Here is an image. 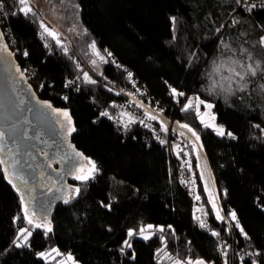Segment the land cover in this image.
Here are the masks:
<instances>
[{"label":"trees","instance_id":"obj_1","mask_svg":"<svg viewBox=\"0 0 264 264\" xmlns=\"http://www.w3.org/2000/svg\"><path fill=\"white\" fill-rule=\"evenodd\" d=\"M0 1L2 45H7L15 71L21 70L16 71L19 78L40 101L68 111L75 129L70 141L96 164L94 175L80 184L79 196L53 210L51 231L35 228L19 247L17 238L27 221L24 206L0 165V264H57L39 256L54 247L83 264L197 259L264 264V47L259 43L264 9L248 11L235 0H63L74 6H66L64 16L75 14L81 29L75 39L54 29L33 0L34 14L27 15L18 0ZM41 21L57 32L56 38L44 33ZM93 44L106 58L100 71L93 67ZM256 63V76L239 81L230 72L233 78L225 79L231 65L243 72ZM28 64L36 72L27 79ZM141 85L167 107L166 117L187 124L199 137L219 199L215 213L197 150L189 142L198 192L210 216L207 228L193 224L168 152L152 132L140 124L121 132L111 118H99L105 109L114 113L128 101L146 112L153 104ZM173 89L183 92L181 97L212 102L217 121L231 136L206 126L194 108L178 110ZM149 224L159 228L149 239L138 237Z\"/></svg>","mask_w":264,"mask_h":264},{"label":"water","instance_id":"obj_2","mask_svg":"<svg viewBox=\"0 0 264 264\" xmlns=\"http://www.w3.org/2000/svg\"><path fill=\"white\" fill-rule=\"evenodd\" d=\"M2 46V40L0 38V130L4 131L3 141H0V146L3 147L0 158L7 160L9 164L12 163L13 160L18 161L14 169L9 168L8 170L9 179L12 180V178H14L13 174L15 170L19 169L22 172L30 171V169H28L27 153L33 155L37 153L39 154L42 151V148L40 147L41 143L34 138V129L36 128V125H41L43 121L44 124L48 122L51 123L50 113L54 108L44 107L45 102L40 101L37 98V94L28 86V84L19 78L18 73L15 71V64L12 56L8 51H4ZM19 79H21V81H19ZM24 93H27V95L30 96L29 99ZM30 106H33V109H30ZM145 110L147 113L160 118L168 127H173L175 133L178 135L197 143L199 171L204 183L206 194L212 203L213 210L217 213L219 199L214 174L208 157L196 136H194L188 128L180 127L181 124L178 122L172 124L168 117L163 113L154 110L152 107L146 106ZM54 116L64 132L63 136L70 142L68 129L71 123L69 124L65 118L57 116L55 113ZM27 117H29V122L36 123V125L30 126L27 122ZM10 148L12 151H9ZM77 155L80 161L75 168L74 175L72 176L80 174L79 170L81 167L84 169L87 168V163L84 157L79 152H77ZM12 156L18 160L12 158ZM5 167L7 166L5 165ZM33 175L35 177L36 173ZM51 185L53 186V189L57 191L66 190L67 186L65 182L59 184L58 181H52ZM20 192L25 200L29 213L38 222L45 223L48 217L53 214V206L58 201H56L55 198L53 200H46L42 197L37 198L35 187H32L31 195L22 191V189ZM67 194H69L68 191Z\"/></svg>","mask_w":264,"mask_h":264},{"label":"built area","instance_id":"obj_3","mask_svg":"<svg viewBox=\"0 0 264 264\" xmlns=\"http://www.w3.org/2000/svg\"><path fill=\"white\" fill-rule=\"evenodd\" d=\"M255 5L251 10L255 9H264V0H247V5L240 8L248 10V6ZM4 8V2L0 1V11ZM250 10V11H251ZM249 11V10H248ZM5 25V21L1 16L0 12V32L1 27ZM97 49V48H96ZM15 53H20L17 48H13ZM99 56H105L97 49ZM25 55V53H24ZM24 71V77L27 78L33 77L35 75V69L31 64H28ZM132 76V72L130 73ZM28 79V78H27ZM141 93L148 99L152 104V108L161 110V113L167 111V107L162 106V101L155 97L149 90L146 85L140 86ZM175 106L180 110L182 108V100H185L186 97L176 98L172 96ZM107 113V115H102V113ZM99 118H111L115 127L121 132H126L127 129L133 127L134 125L140 124L145 128H148L154 135L155 141L163 145L169 155V158L172 161L175 179L180 188L186 193L189 203H190V212L191 219L193 224L207 228L210 225V216L204 211V206L202 204L195 174L193 171V166L189 158V142L187 139L182 136H177L173 127H168L161 119L157 117L155 120L148 119V116L151 115L139 108H137L132 101L125 102L121 105V112L116 113L114 116H111L110 110L105 109L102 111ZM122 115V116H121ZM172 124H174L175 118H168ZM166 128L167 131L162 129ZM161 141H164L161 143ZM199 197V199H197ZM203 224V226H202Z\"/></svg>","mask_w":264,"mask_h":264},{"label":"flooded vegetation","instance_id":"obj_4","mask_svg":"<svg viewBox=\"0 0 264 264\" xmlns=\"http://www.w3.org/2000/svg\"><path fill=\"white\" fill-rule=\"evenodd\" d=\"M24 94L27 95V93ZM27 97L29 99L30 96L27 95ZM30 109H33V106H30ZM50 114L51 123L44 124L43 121L39 126L36 123L29 122V117H27L30 126L36 125L34 138L41 143L42 151L33 155L27 153V163L30 171L15 170L14 174L12 172L14 178L11 182L17 186L18 190L22 189L29 195L32 194V187H35L37 198L42 197L46 200L55 198L58 201L53 206V209H55L58 205L63 204L68 194L66 190L57 191L53 189L51 183L52 181H58L59 184L65 182L71 186L72 180L70 178L74 175L80 159L77 155L79 151L63 136L64 132L56 121L53 111ZM9 151H12V149L10 148ZM12 158L15 157L12 156ZM34 173H36L35 177Z\"/></svg>","mask_w":264,"mask_h":264},{"label":"rangeland","instance_id":"obj_5","mask_svg":"<svg viewBox=\"0 0 264 264\" xmlns=\"http://www.w3.org/2000/svg\"><path fill=\"white\" fill-rule=\"evenodd\" d=\"M34 1V3L35 4H37V5H39L41 8H42V10H43V12H44V14H45V19H46V21L47 22H49V24H51L53 27H54V29H58L60 32H62V34H64V35H68V36H71L72 38H75V39H77V38H79L80 37V34H81V29H80V27H79V25H78V22H77V20H76V18H75V14L73 15V17L72 18H70V19H67L65 16H64V9L66 8V6H69L70 8H72L73 10H74V6L73 5H71V3L70 4H68L67 3V1H63V2H61V3H56V2H53V1H48V0H33ZM97 49H96V47H95V49H92V51H91V57H92V60L93 61H95V63H93V67L97 70V71H100L101 70V66H102V63H103V61H105L104 59L103 60H101L100 59V56L99 55H97ZM233 65H231V67H232ZM228 74H230V71H228ZM229 76H231V74L230 75H228V76H226V77H229ZM174 97H176V98H182L181 96H177V95H174ZM182 99H184V98H182ZM193 100L194 101V105H193V107L192 108H194L196 111H197V113L199 114V117H200V119L205 123V125H210V126H208V127H210V128H212L216 133H217V129H219V128H222L223 130H224V135H226L227 134V130H226V128H225V126L223 125V124H221V123H219L218 121H217V118H216V114H215V112H214V104L212 103V102H210V101H204V104H201L200 106H199V109L197 110L196 109V107H195V101H196V98H194V97H186L185 98V100H182L181 101V103H182V108L181 109H183L184 108V105L188 102V100ZM200 99V98H199ZM201 100V99H200ZM207 104H211L213 107H211V108H207L206 107V105ZM151 107V106H150ZM54 108V107H53ZM54 109H56V110H60V111H66V110H63V109H57V108H54ZM156 111H158V112H160L161 113V110H159V109H155ZM68 112V111H67ZM118 112H121V106H119L117 109H116V111L114 112V113H112V111L110 110V114H111V116H114L116 113H118ZM70 115V114H69ZM152 115V114H151ZM122 116V115H121ZM71 117V116H70ZM157 117V116H156ZM70 127H72V128H74V124H73V120H72V118H71V124H70ZM188 128H190V127H188ZM192 132H194V130L192 129ZM71 134H72V132H71ZM71 134H69L70 135V138H71ZM218 134V133H217ZM219 135V134H218ZM224 135H220V136H224ZM196 138H197V134H196ZM198 140V142H199V139H197ZM71 142V141H70ZM188 142H191V143H193V145H194V148L197 150V152H198V149H197V147H198V145H197V143L195 142V141H193V140H191V141H189L188 140ZM72 143V142H71ZM73 145V144H72ZM74 146V145H73ZM80 153V152H79ZM83 157H84V159H85V161H86V163H87V168L85 169V172H87V169L88 168H90L91 167V165L89 164V161H92V162H94V160L92 159V158H90V157H87V156H85L84 154H82V153H80ZM95 163V162H94ZM96 165V164H95ZM95 172V171H94ZM94 172L89 176V178L88 179H90L93 175H94ZM79 175V174H78ZM77 175H75V176H72L70 179L72 180V182H71V186L68 184L66 187L68 188H66V190L69 192V194L67 195V197H66V199L69 201V202H72V201H74L78 196H79V194L77 195L76 193H75V189L77 188V187H79L80 188V190H81V186H80V184H82L83 182H85V181H87V180H77L75 177H76ZM19 192H20V190H19ZM80 193V192H79ZM20 195H21V198H22V202H23V206H24V212H25V207L27 206L26 205V203H25V200H24V198H23V196H22V194H21V192H20ZM63 203H65V202H63ZM28 209V208H27ZM28 214L30 215V216H32L30 213H29V211H28ZM32 218H33V221H34V223L32 224V225H30L27 221H26V226L25 227H23L22 229H28L29 231H31V233L33 232V230L35 229V228H37V227H35L34 225H35V223H40L42 226L41 227H39V228H43V229H46L45 227H44V225L45 224H47V225H49L51 228H52V218H51V215L48 217V219L45 221V223H41V222H38L33 216H32ZM27 219V218H26ZM149 225H152L153 227H152V229H150L148 232H146V233H144V234H138V237H140V238H142V239H144V236L145 235H148L149 236V238L153 235V233L155 232V229H156V227H158L159 228V226H156V225H153V224H149ZM201 227V226H200ZM203 228V227H202ZM32 235V234H31ZM30 238V236L28 237V239ZM148 238V239H149ZM146 240V239H145ZM28 242V241H27ZM20 244H26V243H22V241L20 240V242H19ZM55 250V251H54ZM41 253H44L45 255H43V256H41L40 254ZM39 256L40 257H42V258H44L46 261H55L57 264H83L81 261H79L78 259H76L75 258V256L71 253V252H63V251H61L58 247H54V248H52V249H50V250H48V251H44V252H40L39 253ZM69 256H71L72 257V259L71 260H69L68 259V257ZM198 260V259H197ZM199 260H202V261H204V264H213L212 262H210V261H208V260H206V259H199ZM191 261H193V262H195L194 260H191Z\"/></svg>","mask_w":264,"mask_h":264},{"label":"snow or ice","instance_id":"obj_6","mask_svg":"<svg viewBox=\"0 0 264 264\" xmlns=\"http://www.w3.org/2000/svg\"><path fill=\"white\" fill-rule=\"evenodd\" d=\"M19 4L22 5V8H21V11L24 12L26 15L29 14V13H33V8L31 6V2L30 0H18ZM61 2H63V0H61ZM236 4L237 5H240L242 7L246 6L247 5V0H235ZM255 7V5H250L248 6V10L250 11L251 8ZM34 14V13H33ZM41 28L44 30V33H46L47 35L49 36H52L53 38H56L57 37V32L54 30V29H50L43 21H41ZM2 33H0V38H2ZM57 43H60L59 39H57ZM221 43H223L221 41ZM261 44L262 47H264V37H261V40L259 42ZM93 49H95V44L92 45ZM225 47H227V45H225ZM3 50L4 51H7V45H4L3 46ZM246 51V50H245ZM25 55H27V53H25ZM97 55H99V53H97ZM109 55H111L109 53ZM251 58V57H249ZM100 59L103 60L104 57L103 56H100ZM93 63H95V61H93ZM238 63V62H236ZM240 67L243 69L245 68L244 65H240ZM234 77H237L239 78V81H245V77L248 76V75H251V76H256L257 75V72L258 70H260V64L259 63H256L255 66L253 64H248L246 66V70L241 72V71H236V69L234 67H230L228 69ZM16 71L17 72H20L21 70L19 69V67L16 68ZM24 71H27V70H24ZM85 78L89 80L90 83H95V81H92L89 77H87V74H85ZM233 77L232 76H229V77H225V79L227 80H231ZM246 82L243 83V84H240V88L241 90H243L244 87H246ZM173 92V95H177V96H184V93L183 92H179L177 93L176 89H173L172 90ZM201 104H204V101L203 100H200L199 98H196V101H195V107L196 109L198 110L199 109V106ZM194 105V101L193 100H188V102L184 105V108L183 110L187 111L188 109L192 108ZM44 107L46 108H52V106L50 104H47L45 103L44 104ZM207 108H211L213 107L211 104H207L206 105ZM52 111L57 115V116H61L63 118H65L68 123L70 124L71 123V117L69 115V113L67 111H63L61 112L60 110H56V109H52ZM102 115H107V113H102ZM148 119H151V120H155L157 119V117L155 115H149L148 116ZM206 126H210V125H206ZM180 127H183V128H188V125L187 124H183V125H180ZM258 127V126H257ZM163 131H167L166 128H163L162 129ZM188 130L190 132H192V129L191 128H188ZM75 131L74 128L72 127H69L68 129V133L71 134V132ZM217 133L219 135H224V130L222 128H219L217 129ZM192 134L194 136H196V133L195 132H192ZM227 135L231 136V133H227ZM3 138H4V131L3 130H0V141H3ZM197 139H199V137L197 136ZM164 141H161V143H163ZM0 151H3V147L0 146ZM18 163V161H15L13 160L12 163L9 164V162L3 158H0V165H7V167L4 168V171L7 173L9 168H15V165ZM89 164L91 165L90 168L87 169V172H85V169L83 167L80 168V174L77 175L75 178L77 180H87L89 178V176L94 172L96 171V165L94 162L92 161H89ZM11 182V181H10ZM75 193L78 195L79 192H80V188L77 187L75 190ZM197 199H199V197H197ZM65 203H68L69 201L67 199H65L64 201ZM34 215V213H33ZM25 217L27 218V222L32 225L34 223L33 221V218L32 216H30L28 214V209H27V206L25 207ZM232 217L233 219H235V213H232ZM218 218L219 219H223V217H220L219 214H218ZM35 227L39 228L41 227L42 225L40 223H35L34 225ZM203 226V224H202ZM44 227L46 228L47 231H51V227L47 224L44 225ZM152 225H147L146 227H142L140 228L139 232L140 234H144L146 232H148L150 229H152ZM159 231H163V229H159ZM241 231H243V229H241ZM31 231H29L28 229H21L20 230V236L17 238L18 240H21L22 243H27L28 241V237L31 236ZM134 235V232L132 230H129L128 232V236L131 237ZM213 235H216V233H213ZM149 236L148 235H145L144 236V239H148ZM15 243V242H14ZM125 244L128 246V247H131V244L129 243V241H125ZM17 247L21 246L20 243H17L16 245ZM55 251V250H54ZM41 256L45 255L44 253H41L40 254ZM69 260L72 259L71 256L68 257ZM169 259H171V257H169ZM175 264H204V261L202 260H196L195 262L191 261V260H186V261H180V260H177L175 261ZM253 264H256V262L254 261Z\"/></svg>","mask_w":264,"mask_h":264}]
</instances>
